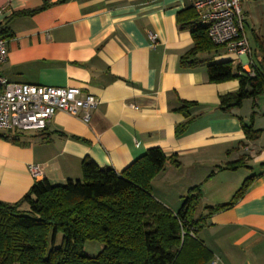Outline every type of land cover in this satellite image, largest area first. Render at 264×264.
<instances>
[{
	"label": "crops",
	"instance_id": "0c3cea01",
	"mask_svg": "<svg viewBox=\"0 0 264 264\" xmlns=\"http://www.w3.org/2000/svg\"><path fill=\"white\" fill-rule=\"evenodd\" d=\"M193 1L0 0V29L7 41L0 76L12 83L77 87L97 100L88 124L57 112L42 131L0 138L1 202L16 203L36 181L81 179L85 158L121 172L157 147L167 157L175 155L178 164L166 163L155 176L153 197L177 212L188 190L201 185L196 219L203 218V227L196 239L212 260L264 264V95L257 100L252 122L260 135L247 141L241 122L250 121L251 101L230 113L218 109L219 97L235 92L238 81L209 83L206 62L195 67L179 63L193 42L190 30L180 28L178 15L191 9ZM250 1L242 0L241 11L253 51V35L264 34V0H259V27ZM251 56L237 58L222 47L199 60H230L247 71ZM181 102L196 103L189 110L196 117L176 137L174 128L184 120L175 112ZM241 157L247 158L243 167L223 169ZM29 165L40 168L37 180ZM250 176L253 180L239 201L206 216V206L228 202Z\"/></svg>",
	"mask_w": 264,
	"mask_h": 264
},
{
	"label": "trees",
	"instance_id": "16d2710c",
	"mask_svg": "<svg viewBox=\"0 0 264 264\" xmlns=\"http://www.w3.org/2000/svg\"><path fill=\"white\" fill-rule=\"evenodd\" d=\"M178 24L190 30L193 42L179 63L195 67L206 62L209 83L238 81L235 92L219 97L218 109L230 113L250 100V121L241 122V128L247 141H255L260 131L252 126L254 110L264 95V35H253L251 76L230 60H199L200 55H215L225 46L211 42L193 8L178 15ZM0 37L5 38L4 30L0 29ZM194 106V102H181L175 110L184 118L174 128L176 137L184 135L195 119L189 113ZM15 136L0 134L3 140ZM246 160L241 157L223 169L235 171ZM168 162L178 164L175 155L167 157L157 147L148 149L121 172L101 168L85 158L81 162V179L63 184H50L43 179L36 181L16 203L0 201V264H207L213 256L196 239L203 227V218L196 219L201 185L188 190L177 212L151 193L152 180ZM252 180V176L246 178L228 202L206 206V216L230 209L243 197ZM87 241L100 243L102 250L87 256Z\"/></svg>",
	"mask_w": 264,
	"mask_h": 264
},
{
	"label": "built area",
	"instance_id": "2783aa9c",
	"mask_svg": "<svg viewBox=\"0 0 264 264\" xmlns=\"http://www.w3.org/2000/svg\"><path fill=\"white\" fill-rule=\"evenodd\" d=\"M241 2L242 0H194L192 8L198 24L206 27L213 44L225 46L237 58L249 59L252 49L245 36ZM150 39L154 46L155 37L151 35ZM6 44V39L0 37V65L6 62ZM245 72L253 75L250 69ZM96 104L97 100L92 95L83 94L77 87L12 83L0 76V131L5 133L42 131L57 112L76 117L88 124L90 111ZM80 113L82 115H78ZM28 171L34 180L41 176L37 165H29ZM190 234L193 235L192 230ZM209 264L223 263L214 259Z\"/></svg>",
	"mask_w": 264,
	"mask_h": 264
},
{
	"label": "rangeland",
	"instance_id": "374dc122",
	"mask_svg": "<svg viewBox=\"0 0 264 264\" xmlns=\"http://www.w3.org/2000/svg\"><path fill=\"white\" fill-rule=\"evenodd\" d=\"M251 4H252V7H255V15L258 17L257 19L259 20V23L257 24V27H259V25H261V10L262 8H260V1L259 0H251L250 1ZM244 2L241 3V7L243 8L244 7ZM256 19V18H255ZM264 35V34H263ZM103 246L98 243V242H94V241H87L85 242V245H84V253L87 255V256H95L97 255L101 250H102Z\"/></svg>",
	"mask_w": 264,
	"mask_h": 264
},
{
	"label": "bare ground",
	"instance_id": "6f19581e",
	"mask_svg": "<svg viewBox=\"0 0 264 264\" xmlns=\"http://www.w3.org/2000/svg\"><path fill=\"white\" fill-rule=\"evenodd\" d=\"M24 133V132H23Z\"/></svg>",
	"mask_w": 264,
	"mask_h": 264
}]
</instances>
